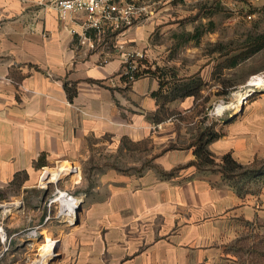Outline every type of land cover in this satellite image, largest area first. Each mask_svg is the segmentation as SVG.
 <instances>
[{"label":"crops","instance_id":"1","mask_svg":"<svg viewBox=\"0 0 264 264\" xmlns=\"http://www.w3.org/2000/svg\"><path fill=\"white\" fill-rule=\"evenodd\" d=\"M54 1L0 0V210L8 206L9 242L37 236L26 221L35 214L28 204L38 173L53 167L59 174L73 162L77 181L64 191L78 202L72 220L60 212L68 198L39 202L45 207L39 225L57 240L54 264H212L241 233L264 224V188L241 197L220 175L195 166L162 175L159 170L195 159L187 147L193 134L185 146L162 150L155 167L141 173L109 165L127 141L176 143L185 124L199 120L200 99L173 100L166 105L171 117L163 116L152 94L157 76L130 85L123 79L144 28H110L91 47L95 32L85 27L86 13L70 12L63 22ZM230 116L219 120L224 135L210 149L218 156L231 152L242 163L264 159V100ZM176 122L179 132L171 126ZM159 123L164 126L156 130Z\"/></svg>","mask_w":264,"mask_h":264},{"label":"rangeland","instance_id":"2","mask_svg":"<svg viewBox=\"0 0 264 264\" xmlns=\"http://www.w3.org/2000/svg\"><path fill=\"white\" fill-rule=\"evenodd\" d=\"M139 3L146 6V12L133 25H139L145 31L144 38L133 53L138 66L142 70L162 69L164 78L168 79L196 74L202 77L207 84L201 92V99L203 101V96L209 97L206 102L210 118L208 123L229 120L230 114L241 112L242 106L244 108L250 103L264 100V88L248 90V83L254 76L264 75V48L237 66L226 68L232 55L247 50L251 36L264 33V3L257 0H139ZM199 32H202L200 36L191 37ZM221 92V95H217ZM237 92L245 96L241 101ZM220 104L225 105L221 111L217 109ZM198 114L199 120L193 124L186 123L185 135L181 139L179 136L176 143L155 146L147 140L139 145L127 141L126 151H113L108 164L120 171L137 173L155 167L154 160L158 153L170 146H185L193 139L192 134L197 135L203 112ZM181 125L176 122L171 126L179 132ZM96 166L85 167L94 171ZM53 169H42L32 184L33 197L28 206L35 209V214L26 222L29 226L35 225L32 230H36L37 236H20L10 242L8 238L5 241L0 238V264H37L44 256H47L45 264L57 261L58 253H54L58 249L57 240L39 225L45 208H39V202L53 198L56 189L64 192L77 178L74 177L76 171L67 177L68 171L60 173L58 178L62 180L49 178L51 173L47 178H41L44 171ZM260 182L264 183L262 180ZM260 182L251 185L249 191L258 193L263 187ZM6 199L1 197L5 201L2 203H6ZM7 209L8 206H3L0 210V224L8 237ZM58 212L59 209L53 206L52 213ZM67 217L71 219L72 216ZM46 236L53 242L51 239L45 240ZM46 248H50L49 252L52 253L46 255ZM212 264H264V224L257 221L255 227L241 233L237 240L227 246L224 256Z\"/></svg>","mask_w":264,"mask_h":264},{"label":"trees","instance_id":"3","mask_svg":"<svg viewBox=\"0 0 264 264\" xmlns=\"http://www.w3.org/2000/svg\"><path fill=\"white\" fill-rule=\"evenodd\" d=\"M201 34L202 32H199L191 35V37H197ZM248 43L247 50L244 49L245 51L239 52L240 54H234L229 58V63L226 65V68L237 66L240 62L263 49L264 33L251 36ZM147 74L157 76L159 78V89L152 94L159 101L160 108L158 112H162L163 116L171 117L172 113L168 111L166 107L169 102L176 99H182L187 96H194L196 99H200L195 108L198 109L199 112H203V118L198 133L194 136L192 142L187 146L188 148H194L195 159L186 165L178 166L168 172L163 170H159V172L164 176H170L183 167L195 166L198 172L215 173L220 175L222 181L241 197L249 193L259 194L264 188V183L260 182L261 180L264 182V159L255 158L249 163H242L238 161L231 152L218 156L210 149V144L216 139L222 137L224 132L218 127L219 122H207L210 119L208 115L209 108L206 106V102L209 97L203 96V101L201 99V92L202 90L204 91L207 84L205 80L198 74L186 78L173 77L168 79L164 78L162 69H160V71L152 69L142 70L140 69V66H137V69L134 71L127 72L126 74L124 73L123 79L127 85H130L133 82L129 80L130 75H134L136 80ZM221 94L222 92L217 95ZM199 105L201 106L199 107ZM201 107L203 109L200 110L199 108ZM174 147L175 146H170L168 148ZM255 182L263 184L261 185L263 187L258 193L255 191H249V187H251V185ZM256 224L257 222L252 227H255Z\"/></svg>","mask_w":264,"mask_h":264},{"label":"built area","instance_id":"4","mask_svg":"<svg viewBox=\"0 0 264 264\" xmlns=\"http://www.w3.org/2000/svg\"><path fill=\"white\" fill-rule=\"evenodd\" d=\"M54 7L58 10L60 18L63 22H66L67 16L70 12H85L87 15L85 27L86 29H92L95 32L94 38L91 40V47H95L96 43L103 41L105 35L109 29L123 30L127 27L133 26L136 22L142 19L143 14L146 12V6L141 5L139 0H55L53 2ZM133 53L127 56L124 64V73L134 71L137 69V62ZM130 81H134V75L129 76ZM211 114V113H210ZM164 124L159 123L154 126L156 130H161ZM71 163L70 172L66 175L76 171L77 166L73 162ZM59 166H62L61 164ZM57 166V168L59 167ZM46 171L43 172L45 174ZM41 175V178L43 176ZM60 179V178H58ZM57 179V180H58ZM65 193V197L70 200V206L65 205L60 209L61 214L72 216L70 220L77 213L78 202L71 194ZM61 198V191L58 189L55 191L53 198L49 200V205L54 202H60L57 198ZM70 207V208H69ZM33 231L36 230L34 229ZM0 238L2 241L7 239L6 233L3 231L0 224Z\"/></svg>","mask_w":264,"mask_h":264},{"label":"bare ground","instance_id":"5","mask_svg":"<svg viewBox=\"0 0 264 264\" xmlns=\"http://www.w3.org/2000/svg\"><path fill=\"white\" fill-rule=\"evenodd\" d=\"M248 86H250V88L248 89V90H250V89H253V88H264V75H257V76H254L250 81H249V83H248ZM238 93V96H239V99H240V101L245 97L244 96V94L243 93H241V92H237ZM240 103V102H239ZM237 106V105H236ZM225 108V105L224 104H220L219 106H218V110L219 111H221V110H223ZM68 166V165H67ZM67 166H66V164H64V166L62 167V170H61V172L60 173H64V171H71L70 170V167H68L67 168ZM69 166H71V164L69 165ZM50 172H53L52 173V175H51V179H56V177H60L59 175H60V173L59 174H56V172H54L53 170H50ZM62 198H65V193L64 192H61V198L60 197H58L57 198V200H62ZM66 199H67V197H66ZM68 204H67V206H70V201L69 202H67ZM7 208V207H6ZM70 208V207H69ZM49 250H50V248L49 249H45V251L46 252H44V253H46V255H48V252H49ZM49 253H52L51 251L49 252ZM54 253H58L57 252V250L56 251H54ZM42 255V254H41ZM52 255V254H51ZM46 257L47 256H44V258H43V260L42 261H39L37 264H45V261H46Z\"/></svg>","mask_w":264,"mask_h":264},{"label":"water","instance_id":"6","mask_svg":"<svg viewBox=\"0 0 264 264\" xmlns=\"http://www.w3.org/2000/svg\"><path fill=\"white\" fill-rule=\"evenodd\" d=\"M256 91V90H255ZM246 99V98H245ZM245 102V101H244ZM242 109H243V106L241 107V109H240V111H242Z\"/></svg>","mask_w":264,"mask_h":264}]
</instances>
